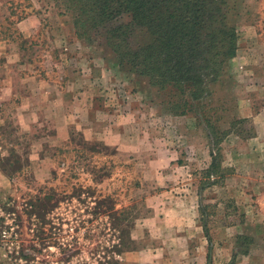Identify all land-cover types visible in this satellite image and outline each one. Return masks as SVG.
Here are the masks:
<instances>
[{"label": "rangeland", "instance_id": "obj_1", "mask_svg": "<svg viewBox=\"0 0 264 264\" xmlns=\"http://www.w3.org/2000/svg\"><path fill=\"white\" fill-rule=\"evenodd\" d=\"M30 15H37L41 25L33 39L23 40L16 35L15 25ZM57 15L71 21L57 0H0V42L23 41L21 64L28 62L39 72L40 67H53L54 74L50 69L49 75L58 83L60 76L73 80L77 75L52 66L59 58V48L49 52L51 44H60L51 32L61 28L56 22L51 25ZM263 22L264 0H242L238 50L227 70L229 92L224 93L228 115L246 121L221 145L226 169L223 186L205 189L200 198L211 205L205 220L212 264H264V145L259 147L254 139L253 118L238 112L239 103L249 100L255 113L264 96V86L251 78L261 54L255 44L264 40ZM84 45L82 53L99 55L96 40ZM73 50L69 55L75 57ZM121 72L112 85L101 87L107 95L102 100H121L118 105L130 109L137 120L130 121L139 137L132 149L122 151L121 158H116L112 146L90 143L77 130H71L70 141H59L56 147L44 145L42 134L51 133L56 124L47 125L45 117L36 119L41 127L33 131L28 128L30 119H21L14 103L0 107V177H4L0 182V264H119L125 254L157 248L169 262L186 264L185 247L176 240L182 232L177 227L171 230L172 220L171 229L155 224V219L147 228L142 222L159 207L162 191L170 190L161 186L165 173L179 175L184 188L197 193L205 181L201 172L210 163L206 133L190 117L169 116L156 104L154 91L128 68ZM31 151L37 153L32 165ZM174 192L179 193L177 187ZM197 220L201 225L199 215ZM165 240L175 244L165 245ZM198 240L187 241L189 257L204 253L194 264H206L207 246L201 253Z\"/></svg>", "mask_w": 264, "mask_h": 264}, {"label": "trees", "instance_id": "obj_2", "mask_svg": "<svg viewBox=\"0 0 264 264\" xmlns=\"http://www.w3.org/2000/svg\"><path fill=\"white\" fill-rule=\"evenodd\" d=\"M57 1L64 14L70 15L76 39L96 40L111 55L115 67L128 68L155 92L161 110L172 117H190L205 131L210 163L201 172L205 181L197 197L207 241L206 264H212L205 220L211 205L200 198L205 189L223 186L226 169L221 145L246 121L228 115L224 93L229 92L227 70L238 50L242 0Z\"/></svg>", "mask_w": 264, "mask_h": 264}, {"label": "crops", "instance_id": "obj_3", "mask_svg": "<svg viewBox=\"0 0 264 264\" xmlns=\"http://www.w3.org/2000/svg\"><path fill=\"white\" fill-rule=\"evenodd\" d=\"M63 18V16L57 15L56 20L51 23L53 25L56 22L61 26L60 30L55 29L57 34L54 33V30L51 31L56 39H60L58 47L50 45L52 47H50V53H55L56 48H59V58L54 59L52 66L55 68L63 66L68 73L76 72L77 77L67 80L60 76V81L57 83L49 75L50 69L54 74L53 67L50 69L49 67H40L39 72L28 62L21 64V42L18 44L8 38L0 42V107L2 104L4 106L14 103L16 105L14 109L19 113L21 119H30L32 124L28 125V128L33 131L41 127L36 123V119L45 117L47 125H49L48 122L56 124L57 127L51 133L42 134L46 136L44 139L41 138V141H45H42L44 145L49 143V147H56L59 141H70L71 130H77L84 140L90 143H103L106 146H112L115 149L116 158H121L122 151L127 148L132 149L131 145H135V141L139 137L135 135L132 127L134 123L130 121L137 120L133 118L134 113L130 109L127 107L124 109L118 105L121 100H102L101 97L107 95L103 94L101 87L112 85L117 80L116 77L122 76L123 72L114 66L111 55L99 45L94 48L99 55H95L96 52L90 50L91 53L88 56L86 53H82L85 52L84 42L76 39L71 22L63 21ZM40 25L41 21L37 15H30L17 22L15 25L16 35L23 39H33L32 37L38 32ZM261 33L264 34V32ZM56 39H52L54 44ZM256 45L261 48V54H257L256 61L258 63L254 62L257 69H255V73H251L253 75L251 78L256 82L259 81V85L264 86V40H258ZM71 48L74 49L72 55L75 54V57L69 55ZM100 51H103L104 55ZM235 59L236 57L231 62ZM122 84L124 85L126 82L124 81ZM260 100L255 113H252L254 111H252V106L248 105L249 100H242L239 103L238 112L244 118H253L256 129L254 139L258 141L259 147H262L264 145V96ZM257 101L259 102V99H255V102ZM0 112H2V108H0ZM124 123L126 125H121ZM30 154L32 165L36 163L33 159H37V153L34 154L31 151ZM171 162L172 160L168 159L172 169L174 165ZM164 176L161 186L169 187L170 190L162 191L164 197L160 201L159 207L143 219V226L148 223L147 227H149V222L155 219V224H164L170 228L172 220L174 227L172 226L170 229L175 230L177 227L176 230L182 232L176 240L181 247H185L183 253L186 264L191 261L194 264L196 259L200 261V257L204 256V246H207L206 239L201 236L203 232L199 220H197L199 215L197 193H191L190 190L185 189L184 185L180 183L182 179L179 178V175L165 173ZM3 178V176L0 177V182L4 181ZM175 187L179 193L174 192ZM191 238L199 239L197 245L203 255L197 254L195 258V254L193 257H189L187 241H190ZM164 244L171 246L175 243L165 240ZM160 249L157 248L153 252H150L149 249H141L135 253L125 254L119 264H161L162 262L173 264L158 252Z\"/></svg>", "mask_w": 264, "mask_h": 264}]
</instances>
